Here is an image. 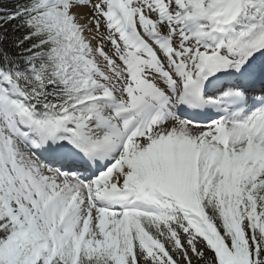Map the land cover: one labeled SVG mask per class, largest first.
<instances>
[{
    "label": "snow or ice",
    "instance_id": "obj_1",
    "mask_svg": "<svg viewBox=\"0 0 264 264\" xmlns=\"http://www.w3.org/2000/svg\"><path fill=\"white\" fill-rule=\"evenodd\" d=\"M0 264H264V0H0Z\"/></svg>",
    "mask_w": 264,
    "mask_h": 264
}]
</instances>
